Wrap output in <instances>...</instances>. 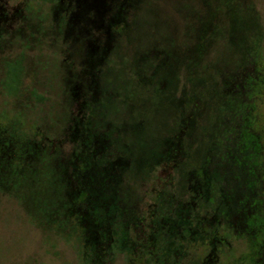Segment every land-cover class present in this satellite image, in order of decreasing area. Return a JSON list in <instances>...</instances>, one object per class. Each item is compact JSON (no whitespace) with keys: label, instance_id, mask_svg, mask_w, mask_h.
<instances>
[{"label":"rangeland","instance_id":"1","mask_svg":"<svg viewBox=\"0 0 264 264\" xmlns=\"http://www.w3.org/2000/svg\"><path fill=\"white\" fill-rule=\"evenodd\" d=\"M0 264H264V0H0Z\"/></svg>","mask_w":264,"mask_h":264},{"label":"trees","instance_id":"2","mask_svg":"<svg viewBox=\"0 0 264 264\" xmlns=\"http://www.w3.org/2000/svg\"><path fill=\"white\" fill-rule=\"evenodd\" d=\"M13 68V70H12ZM17 70H19L18 67H16L15 65L11 66V71L10 72H17ZM71 118V117H70ZM70 118H68L67 120H70ZM64 121V120H63ZM57 122H62L60 120H57ZM66 124V123H65ZM63 133V132H61ZM60 133V136H62V134ZM236 133V132H235ZM64 136V134H63ZM50 141H52V143H55V141L53 140H56L55 138H50V137H47ZM57 143L59 144H63V143H67V140L66 139H63V140H60L59 141V138L57 140ZM76 146V145H75ZM77 150V146L74 147L73 149V153L75 154ZM250 153H249V156H252L253 158H257L258 155L256 153H252V149H250ZM53 152L51 151H48L45 155V157L43 158V164L42 167H39V171L37 170V174H40V173H44L46 170H44V167L46 169L49 168L48 165L49 163L53 160ZM253 158L249 159V160H253ZM245 161L244 160V166L241 167L240 170H242L246 164H245ZM248 161V160H247ZM19 174V173H18ZM20 177L23 178V176L21 174H19ZM20 186H23L21 183H19ZM28 192H32V191H36L38 193H33L32 196L28 197V199H25V204H28L29 206V213H34L35 214H38V218H43L45 221H47V219H50V221H55L59 219V221H64V218H63V214H64V217H65V213H66V210H65V206L66 205H63V199H67V198H63L62 195H59L57 194V192H49L48 191V186L46 187V185H40V187L38 186H35L34 185V182H32L30 184V186L28 187ZM25 196V194H23ZM23 199V198H22ZM37 216L35 215V217L37 218ZM34 217V216H33ZM56 221V222H57Z\"/></svg>","mask_w":264,"mask_h":264}]
</instances>
